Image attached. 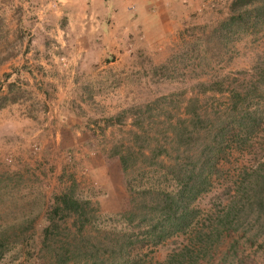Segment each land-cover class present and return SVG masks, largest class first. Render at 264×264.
<instances>
[{"label": "rangeland", "instance_id": "obj_1", "mask_svg": "<svg viewBox=\"0 0 264 264\" xmlns=\"http://www.w3.org/2000/svg\"><path fill=\"white\" fill-rule=\"evenodd\" d=\"M232 1L173 0L161 29L151 19L139 20L141 14L121 29L112 27L111 18L71 21L76 0H0V58L7 59L0 65V92L11 87L20 98L0 110V264H48L55 254L68 264H115L118 253L92 247L96 239L117 238L127 229L120 216L130 196L112 156L121 144L130 146L131 133H141V127L142 139L164 143L169 124L189 116L188 107L209 119L187 128L193 138L197 130L209 131L210 123L217 128L229 111L248 112L252 125L242 134L234 123L223 153L213 158L209 192L196 203L198 229L212 233L199 264H264V214L257 221L253 209L234 213L230 226L222 221L244 171L258 168L264 174V13L213 34L230 15ZM108 2L111 8L135 7L125 0ZM126 21L119 18L118 26ZM200 83L210 90L203 93ZM108 118L114 120L106 123ZM174 157L162 165L169 169ZM156 167L145 166V176L131 177L132 183L173 185ZM72 185L78 198L99 210L85 232L93 239L75 243L60 229L51 247L43 245L53 197ZM188 235L154 248L145 241L135 252L143 264L162 262L189 243ZM69 243L81 251L73 253Z\"/></svg>", "mask_w": 264, "mask_h": 264}, {"label": "trees", "instance_id": "obj_2", "mask_svg": "<svg viewBox=\"0 0 264 264\" xmlns=\"http://www.w3.org/2000/svg\"><path fill=\"white\" fill-rule=\"evenodd\" d=\"M251 12H256L257 15L252 18ZM260 12L264 13V0H233L230 3V15L219 23L213 34L231 32L233 28L244 26L252 19L257 21ZM6 60V58H0V65ZM199 86L203 93L210 90L206 83H200ZM19 99V96L13 95L11 87H8L5 93L0 92V110L9 104L17 103ZM186 113L189 116L169 124V128L163 134L164 143L160 142L158 137H154L151 142L155 143L151 148L150 139L148 141L146 136L141 138V135L145 133L141 127V133L138 130L131 133V145L121 144L119 150L112 156L115 160L113 165L118 168L125 190L130 196L129 207L120 216L127 229L117 238L107 235L103 240L96 239V244H92V247H101L107 252L118 253L119 260L115 264H143L140 254L135 252L137 248L134 247L137 244L146 241L148 248H154L183 234H189V243L183 247L174 248L164 261L155 264H199L201 256L208 250L207 241L212 238V233L203 234L202 230L198 229L199 210L196 203L202 195L209 192V179L215 168L213 158L223 153L221 146L226 135H231L234 131V123L242 134H248L252 125L246 122L248 112L243 110L240 114L232 115L229 111L217 128L210 123L209 131L201 134L197 130L196 138H193V133L187 128L206 122L208 116L199 115L191 111L190 107L187 108ZM112 120L114 118H108L106 123ZM146 141H148L146 146L149 148L148 151L144 148ZM191 142L202 143L197 149H193L188 147ZM173 155H175L173 158L175 163L169 169L164 167L163 159L172 158ZM147 165L157 166L156 170L164 169V176L170 175L174 181L173 185L165 189L151 183L135 186L131 177L143 178ZM244 173L246 178L240 181V186L236 188L232 200L224 208L222 221L229 226L230 218L234 213L244 216L246 212L255 209L257 221L264 214V174L258 168L250 174L246 171ZM98 211L90 200L76 196L73 185L61 194L55 195L44 218L43 245L50 246L54 234H58L60 229L66 230L69 233L68 239L71 237L75 243L77 239L79 243L84 239L92 240L93 236L85 232L94 227ZM71 227L77 232H72ZM129 228H131L130 232H128ZM132 229H137L138 232ZM195 240H198L197 243H194ZM24 245L27 249L30 247L29 242H25ZM69 245L73 253L81 251L77 245L71 243ZM50 259L52 261L50 260L48 264H68L69 261L63 254L51 255ZM106 259L109 260L108 257Z\"/></svg>", "mask_w": 264, "mask_h": 264}, {"label": "crops", "instance_id": "obj_3", "mask_svg": "<svg viewBox=\"0 0 264 264\" xmlns=\"http://www.w3.org/2000/svg\"><path fill=\"white\" fill-rule=\"evenodd\" d=\"M85 1L86 6L83 7ZM130 1V4H134V10H128L123 3L117 4L114 8H111L108 0H76L79 5L74 7L71 14V21H83L86 19H114L115 24L112 25L114 28H126L129 25L134 24L138 18L137 14H141L139 20H149L158 23L157 27L159 29L169 20L170 14L172 12V1L173 0H125ZM113 3V2H112ZM121 5V6H120ZM117 7V10L115 9ZM118 7L120 9H118ZM110 13L112 14L111 16ZM136 14V16H134ZM121 16V17H120ZM167 16V17H166ZM127 19V24L118 26L117 20ZM132 20V23H129ZM87 23V22H86ZM113 24V23H112ZM84 25V23H83ZM111 26V25H110ZM1 130V128H0Z\"/></svg>", "mask_w": 264, "mask_h": 264}]
</instances>
